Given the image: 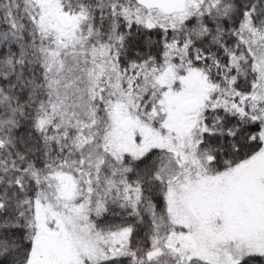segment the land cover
<instances>
[{
  "label": "snow or ice",
  "instance_id": "obj_1",
  "mask_svg": "<svg viewBox=\"0 0 264 264\" xmlns=\"http://www.w3.org/2000/svg\"><path fill=\"white\" fill-rule=\"evenodd\" d=\"M0 264H264V0H0Z\"/></svg>",
  "mask_w": 264,
  "mask_h": 264
}]
</instances>
